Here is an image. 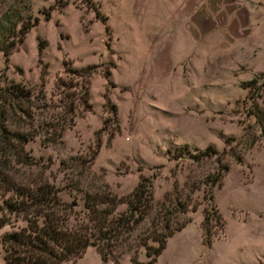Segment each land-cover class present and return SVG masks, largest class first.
<instances>
[{"label":"rangeland","instance_id":"obj_1","mask_svg":"<svg viewBox=\"0 0 264 264\" xmlns=\"http://www.w3.org/2000/svg\"><path fill=\"white\" fill-rule=\"evenodd\" d=\"M239 1L253 31L245 40L237 38L241 42L226 60L207 48L189 50L180 39L170 47L145 39L166 20L163 12L170 9V0H0V23L4 28L14 24L16 36L21 24L37 20L20 41L4 29L2 44H12L5 63L0 52V86L18 83L35 91L41 83L52 113L72 86L76 95L65 99H71L74 109L60 141L42 145L34 136L23 145L32 165L11 160V172L28 180L41 176L58 190L60 203L70 207L75 201L62 214L66 228L82 217L84 194L106 187L122 199L139 177L149 178L148 212L119 247L125 250L130 244L128 250L116 263L112 254L103 264H132V256L145 264L148 257L138 240L151 235L158 222L168 230L183 227L165 238L153 264H264V142L247 111L255 90L248 95L240 86L264 73V0ZM135 2L141 5L140 15L133 14ZM94 12L105 18L103 24ZM69 68L87 76L78 78ZM58 82L70 86L69 91L56 88ZM84 88L82 102L77 96ZM258 96L255 103L264 110V86ZM109 104L115 108L117 130ZM217 171L223 172L220 185L208 187L207 176ZM8 197L13 193L0 188V239L26 224L20 213L5 210L2 202ZM179 202H185L181 213ZM208 207L213 216L208 215L211 242L205 246L200 224ZM125 209L119 203L113 217ZM3 254L0 243V264ZM72 264L101 261L96 248L87 246Z\"/></svg>","mask_w":264,"mask_h":264},{"label":"trees","instance_id":"obj_2","mask_svg":"<svg viewBox=\"0 0 264 264\" xmlns=\"http://www.w3.org/2000/svg\"><path fill=\"white\" fill-rule=\"evenodd\" d=\"M94 16L102 24L105 21V18L98 12H94ZM36 21L34 18L32 24H21L17 29V36L13 33L14 24L4 28L0 23V52L4 63L7 61L12 44L11 42L2 44L4 43L2 42L4 29L10 31L8 37L16 36L17 41H20L21 36L29 27L36 24ZM103 29L106 31V26H103ZM38 49L40 50L39 46ZM69 70L78 78L87 76L86 73L82 75L83 72L78 69L69 68ZM263 75L264 73L254 75L251 79L242 82L240 86L242 89H247L248 95H251L249 89L255 90L253 96H248L250 107L247 111L254 117L259 127V136L264 142V110L259 109L255 103V99L259 98L258 89L260 86H264V80L260 77ZM259 79L261 82L258 84ZM59 86L64 91H69L67 89L70 86L58 82L56 88ZM62 89L58 90L57 94L62 93ZM74 90L75 86H72L71 92L63 95L64 102L59 105V111L52 113V108L46 106L41 83L35 91L18 83H6L0 86V157L5 159L0 162V168L7 170L0 172V188L5 192H12L14 195L13 198L4 199L2 203L8 213H20L26 223L23 228L4 233L1 236L0 243L4 251L3 264H61L66 261H71L69 264H72V260L79 257L87 246L96 248L101 264L112 254L110 260L116 263L117 258L128 250L130 245L127 244L125 250L120 249L122 241L126 240L129 233L148 212L151 203L150 181L149 178L141 176L132 191L122 199L116 197L106 187L93 194H84L82 217L78 218L79 221L76 224L66 228L62 223V214L69 213L70 207L76 205L75 201L71 200L70 207H68V205L59 202L58 190L48 185L45 178L37 176L28 180L13 174L9 169L8 164L11 160L22 166L32 165V160L24 153L23 145L34 136L38 135L42 145L55 144L60 141L62 131L71 124L74 109L71 99H65L68 98V95L76 97ZM85 93L84 88L82 95L77 96V100L85 102ZM105 102L107 105L108 101ZM108 106L110 119L115 124V108L110 104ZM114 126L117 130L116 124ZM108 136L111 137L112 133H109ZM252 143L250 142L248 145L250 146ZM95 146L98 147V140ZM205 151L207 150L202 153L205 154ZM209 151L210 154H215L213 149L210 148ZM234 159L238 161L237 156ZM221 171L224 172V168ZM223 172L217 171L215 174L207 176L208 187L219 186ZM80 174L79 172L77 177ZM77 183L78 180L75 179L71 184L72 190H76ZM210 197L208 195L207 200H210ZM121 202L126 205L125 211L113 217L112 214L116 206ZM177 204V211L183 212L185 202ZM59 207L62 208L59 209ZM211 210V207L207 208L200 224L201 242L205 246L211 242V233L207 223L208 215L213 216ZM39 217L41 220L38 222ZM216 217L219 216L216 215ZM31 218L32 220H30ZM155 224V230H152L151 235L147 234L148 236L138 240V245L144 248L145 256L148 257L145 264H153L155 257L164 248L165 238L172 231L183 227V224H179L174 230H168L165 225L160 226V222ZM147 239L154 242L155 246L148 245ZM114 250L116 251L114 252ZM130 262L139 264L134 256L130 257Z\"/></svg>","mask_w":264,"mask_h":264},{"label":"crops","instance_id":"obj_3","mask_svg":"<svg viewBox=\"0 0 264 264\" xmlns=\"http://www.w3.org/2000/svg\"><path fill=\"white\" fill-rule=\"evenodd\" d=\"M169 7L163 12L166 20L145 35L146 40L151 37L156 41V46L170 47L180 39L189 50L195 48L202 53L207 48V52L226 56L228 60L233 45L253 31L239 0H170ZM140 9L141 5L135 2L133 14L140 15ZM239 36L244 37L237 40Z\"/></svg>","mask_w":264,"mask_h":264}]
</instances>
